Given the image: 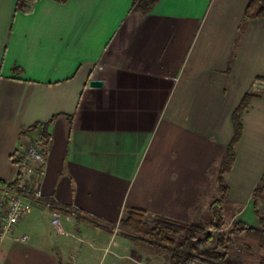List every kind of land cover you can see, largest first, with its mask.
Returning <instances> with one entry per match:
<instances>
[{"label": "crops", "instance_id": "obj_1", "mask_svg": "<svg viewBox=\"0 0 264 264\" xmlns=\"http://www.w3.org/2000/svg\"><path fill=\"white\" fill-rule=\"evenodd\" d=\"M133 1L40 0L23 14L17 0H0V181L15 178L12 155L28 130L44 125L50 137L46 174L32 182L45 201L14 227L0 264H169L115 241L114 230L129 209L202 220L221 199L217 170L250 92L258 97L243 115L223 206L233 223L264 226V197L257 211L254 200L264 177V18L236 47L251 0H160L149 14L132 12Z\"/></svg>", "mask_w": 264, "mask_h": 264}, {"label": "trees", "instance_id": "obj_2", "mask_svg": "<svg viewBox=\"0 0 264 264\" xmlns=\"http://www.w3.org/2000/svg\"><path fill=\"white\" fill-rule=\"evenodd\" d=\"M40 0H17L15 13L32 14L36 4ZM64 4L69 0H52ZM160 0H134L132 12L143 14L151 13ZM264 18V0H251L246 7L244 18L239 30L240 37L246 30L248 23L253 19ZM235 57V51L232 61ZM256 81L264 82V76ZM258 94L248 93L233 115L234 137L228 147L226 155L217 170V180L221 193L220 201L213 202L208 211L198 224H185L166 218L156 217L152 225L147 222L146 213L129 209L126 217L119 226L123 229L122 236L140 245L146 250L155 251L158 255H168L169 264H240L231 255L233 238L245 235L248 241L256 243L264 251V226L252 228L242 222H234L229 234L220 232L226 226L223 204L227 200L228 185L226 175L231 172L236 162V147L243 134V115L249 109L251 102ZM44 130L43 139L48 143L50 137ZM3 183V181H0ZM264 197V177L254 193L256 204ZM96 227L100 225L94 221L90 222ZM214 229L213 234L208 229ZM249 249L251 247L246 246ZM260 264H264V256Z\"/></svg>", "mask_w": 264, "mask_h": 264}, {"label": "built area", "instance_id": "obj_3", "mask_svg": "<svg viewBox=\"0 0 264 264\" xmlns=\"http://www.w3.org/2000/svg\"><path fill=\"white\" fill-rule=\"evenodd\" d=\"M44 130V125H36L27 131L29 140H22L12 155L16 167L15 178L0 183V259L2 245L11 236L14 227L35 208L37 202L45 201L41 189L35 188L32 183L36 177L43 178L46 174L47 143L43 139ZM46 205L53 207L50 202ZM54 215H58L57 212ZM21 239L26 240L27 237Z\"/></svg>", "mask_w": 264, "mask_h": 264}, {"label": "rangeland", "instance_id": "obj_4", "mask_svg": "<svg viewBox=\"0 0 264 264\" xmlns=\"http://www.w3.org/2000/svg\"><path fill=\"white\" fill-rule=\"evenodd\" d=\"M226 212H225V223L226 227L221 230L220 232H223L225 234H229L230 229L233 226V221H232V212L231 209H229L227 206H225ZM155 218H148L147 217V222L152 225L154 222ZM209 232L215 234L217 233L216 230L209 228ZM123 229L121 226L118 227V229L114 230V235H115V241L119 240L121 238H124L122 236L123 234ZM233 246L231 248V255L235 261H237L240 264H260L262 257L264 256V251L256 244L251 241H248L245 237V235L241 236H235L233 238ZM250 246L251 249L248 250L246 246ZM141 247V246H140ZM163 260V259H162ZM162 260L158 258V261L162 264L164 263Z\"/></svg>", "mask_w": 264, "mask_h": 264}, {"label": "water", "instance_id": "obj_5", "mask_svg": "<svg viewBox=\"0 0 264 264\" xmlns=\"http://www.w3.org/2000/svg\"><path fill=\"white\" fill-rule=\"evenodd\" d=\"M103 83L101 81H98V80H92L90 82V86L91 87H94V88H100L102 87Z\"/></svg>", "mask_w": 264, "mask_h": 264}]
</instances>
